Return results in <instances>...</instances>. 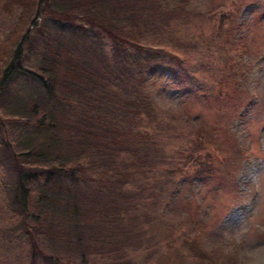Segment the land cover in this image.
<instances>
[{
    "label": "trees",
    "instance_id": "16d2710c",
    "mask_svg": "<svg viewBox=\"0 0 264 264\" xmlns=\"http://www.w3.org/2000/svg\"><path fill=\"white\" fill-rule=\"evenodd\" d=\"M191 3L0 0V264H173L162 241L174 264L232 263L164 217L213 176L217 154L196 153L217 139L201 125L184 140L160 90L227 96L241 65L225 57L216 93L173 55L201 45L181 42L204 18Z\"/></svg>",
    "mask_w": 264,
    "mask_h": 264
},
{
    "label": "rangeland",
    "instance_id": "374dc122",
    "mask_svg": "<svg viewBox=\"0 0 264 264\" xmlns=\"http://www.w3.org/2000/svg\"><path fill=\"white\" fill-rule=\"evenodd\" d=\"M253 3L258 6L256 10L250 9ZM191 6L204 18L189 25L192 30V26L198 24L193 29L195 36H180L181 42L188 49L195 46L196 40L201 45L186 54L173 52V55L195 68L197 76L213 85L205 87L216 93L218 90L224 93L225 86L219 81L224 75L229 78L232 71L226 69L225 57L240 60L241 65L230 84L236 83V87L227 96L217 94L216 99L215 94L210 93L200 102L193 99L184 102L178 90H160L165 103L175 109L184 140L188 141L193 129L201 125L217 139L208 146L203 139L196 153L202 155L209 150L217 154L213 176L205 184L193 181H196L195 195L184 194L189 199L187 208L190 209H176L164 215L167 223L173 224L172 231L168 228L167 233L175 238L182 227L174 223L187 222L186 227L206 241V246L220 245L223 254H232L231 264H264V0H192ZM231 64L233 67L234 62ZM201 68L204 72H198ZM171 141L169 148H181L182 141ZM220 146L231 156L228 160L218 151ZM196 148L191 145L187 149ZM192 169V165H186L184 171ZM195 204L196 214L187 216ZM170 216H174V220L171 221ZM168 224L163 225L164 232ZM199 224L201 227H197ZM162 242L160 251L167 262L174 264L177 259L165 241Z\"/></svg>",
    "mask_w": 264,
    "mask_h": 264
}]
</instances>
